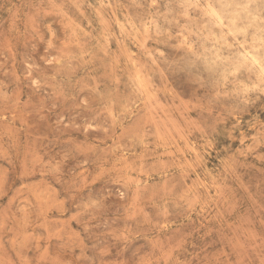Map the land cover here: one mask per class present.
I'll return each mask as SVG.
<instances>
[{"label": "rangeland", "instance_id": "1", "mask_svg": "<svg viewBox=\"0 0 264 264\" xmlns=\"http://www.w3.org/2000/svg\"><path fill=\"white\" fill-rule=\"evenodd\" d=\"M0 264H264V0H0Z\"/></svg>", "mask_w": 264, "mask_h": 264}]
</instances>
